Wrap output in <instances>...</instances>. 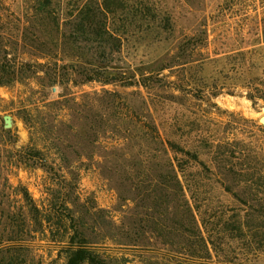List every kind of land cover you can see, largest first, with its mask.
<instances>
[{"label": "rangeland", "instance_id": "obj_1", "mask_svg": "<svg viewBox=\"0 0 264 264\" xmlns=\"http://www.w3.org/2000/svg\"><path fill=\"white\" fill-rule=\"evenodd\" d=\"M18 1L0 0V77L23 67L0 84V264H67L73 235L108 264H264V0H147L111 23L122 41L46 57L14 40Z\"/></svg>", "mask_w": 264, "mask_h": 264}, {"label": "trees", "instance_id": "obj_2", "mask_svg": "<svg viewBox=\"0 0 264 264\" xmlns=\"http://www.w3.org/2000/svg\"><path fill=\"white\" fill-rule=\"evenodd\" d=\"M22 16L18 21L21 28L14 36L15 41L31 42L34 48H41L43 54H53L43 41H83L93 51V41H122V34L116 26L119 22L134 21L149 7L147 0H19ZM141 18V17H140ZM48 31V32H45ZM73 42V43H74ZM23 67H16L13 75L0 77L1 85H9L23 80ZM86 80H93V69ZM176 190L182 192L179 174L174 176ZM67 250V264H108L96 251L88 247L86 241L75 242ZM85 240V239H82ZM197 241L206 245V253L194 252V259H211L210 250L203 237ZM206 243V244H205ZM7 264H14L9 258ZM141 264H149L141 262ZM196 264V262L194 263ZM199 264V263H198ZM201 264V263H200ZM207 264V263H205Z\"/></svg>", "mask_w": 264, "mask_h": 264}, {"label": "water", "instance_id": "obj_3", "mask_svg": "<svg viewBox=\"0 0 264 264\" xmlns=\"http://www.w3.org/2000/svg\"><path fill=\"white\" fill-rule=\"evenodd\" d=\"M4 121H5V127H6V128L11 127V125H12L11 116H9V115L5 116V117H4ZM260 121H261V123L264 124V115H262V116L260 117Z\"/></svg>", "mask_w": 264, "mask_h": 264}]
</instances>
